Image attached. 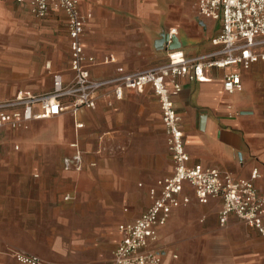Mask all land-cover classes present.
<instances>
[{
    "label": "crops",
    "instance_id": "0c3cea01",
    "mask_svg": "<svg viewBox=\"0 0 264 264\" xmlns=\"http://www.w3.org/2000/svg\"><path fill=\"white\" fill-rule=\"evenodd\" d=\"M196 2V12L175 21L164 0H79L81 13L91 14L86 19L82 38L87 55L97 60L90 66L92 77L108 79L118 75L119 68L131 73L166 63L171 43L163 45L161 40L172 28H177L174 37L181 42L178 49L188 56L219 49L212 39L222 24L199 15ZM10 5L27 8L36 16L31 10V0H0V72L8 77L23 76L22 80L1 83L0 98H10L20 90L52 91V81L43 79L52 73L47 71L49 67L59 70L53 75L60 73L64 82H70L74 72L69 33L66 37L70 56L66 64L60 62L56 42H47L35 31L3 20L2 14ZM53 14L64 16L67 26L63 11H50L42 18ZM106 56H114L116 61L104 63ZM205 73L211 80L181 79L183 89L173 98L182 118L190 163L229 170L237 178L250 177L257 167L260 177L256 187L264 193V60L250 68L231 65L206 69ZM228 73L241 76V90L230 93L224 89ZM31 75H40L42 79L28 84L25 76ZM107 89L110 88L101 90L94 110L80 108L75 119L61 114L53 119H34L27 126L15 129L21 131L31 124L35 127L51 123L54 127L49 129L50 145L65 150V157L75 153L71 144L76 140L83 150V168L79 171L64 168L63 161V168H54L53 176L46 168L0 170V180L15 178L10 174L16 170L23 174L20 178L23 182L31 174L40 193L50 194L48 199H34L37 232L44 211L48 212L49 219H57L64 225L67 220L80 221L76 231L69 229V233L48 241L40 233L29 234L36 242L46 243L44 249L38 244L28 245L32 249L29 254L40 260L44 258L53 264H109L122 239L120 225L139 218L151 204L150 187L174 172L160 105L152 88L147 86L143 92L125 90L121 100L114 93L105 95ZM101 112L114 122V135L102 140L107 150L113 147V168L106 164V159L98 162L90 159L93 154H104L102 144L101 148L94 149L90 141L92 129L98 124L95 115ZM78 115L85 125L80 129L76 127ZM7 130L15 131L3 128L0 134ZM59 190L64 199L71 196L65 199L74 200L71 205L59 202L61 197L56 194ZM111 193L122 194L123 199ZM183 193L190 197V202L174 208L167 223L158 227L157 238L148 240L147 247L160 254L161 264H264L261 234L236 216H231L226 226L219 225L221 197H210L207 203H200L188 182L184 183ZM257 235L262 243L251 245L250 239ZM9 244L10 240L0 235V252ZM0 264H5L3 255H0Z\"/></svg>",
    "mask_w": 264,
    "mask_h": 264
},
{
    "label": "built area",
    "instance_id": "2783aa9c",
    "mask_svg": "<svg viewBox=\"0 0 264 264\" xmlns=\"http://www.w3.org/2000/svg\"><path fill=\"white\" fill-rule=\"evenodd\" d=\"M196 4L199 15L221 22L220 32L212 39L219 49L199 56H188L178 48L170 49L168 61L164 64L131 73L119 68L118 75L98 80L92 77L90 71V66L97 60L87 55L82 38L86 19L91 14L84 16L81 13L79 0H31V10L38 17H45L50 11L66 14L74 77L66 83L62 74L55 73L50 92L20 90L10 98H0V130H15L27 126L34 119L59 116L69 106L75 113L83 107L95 108L104 88H110L105 95L114 93L115 98L121 100L125 90L143 92L150 86L160 105L174 172L150 187L151 204L139 218L120 225L122 239L109 264H161L160 254L147 247L148 240L157 238L158 227L167 223L174 208L190 202V197L183 193L185 182L194 188L200 203H207L210 197L222 198L220 225L226 226L231 216H236L264 237V193L256 187L259 169L255 167L250 177L237 178L229 170L191 164L181 127L182 118L173 99L183 89V78L205 82L211 80L205 73L206 69L231 65L250 68L264 60V0H197ZM167 34L166 44L169 45L177 34V28L170 29ZM115 61L114 56H106L103 60L104 63ZM224 89L230 93L241 90V76L226 74ZM64 96L72 98L69 106L64 104ZM83 126L84 123H77L78 129ZM71 146L75 153L64 158L63 166L82 170L83 150L79 141ZM70 198V195L65 197ZM13 255L21 263H41L36 256L20 250Z\"/></svg>",
    "mask_w": 264,
    "mask_h": 264
},
{
    "label": "rangeland",
    "instance_id": "374dc122",
    "mask_svg": "<svg viewBox=\"0 0 264 264\" xmlns=\"http://www.w3.org/2000/svg\"><path fill=\"white\" fill-rule=\"evenodd\" d=\"M164 1H167V5L171 8V18L175 19V21L182 16L188 18L190 12H196L195 0ZM7 9V12L2 14L4 17L3 20H5L6 23L11 25L14 24L19 28L22 27L24 29L33 30L39 34L41 39H45L47 42H56L57 52L61 57L60 62L68 64L70 52L68 48V39L66 37L68 32L63 18L64 16L53 14L49 18H38L29 12L27 8H18L16 5H10ZM47 71H51L52 73L47 78L43 77V79H46V81L51 80L53 85V73L59 70L49 67ZM33 72H36V70ZM71 77L70 80L73 79L72 75ZM22 79L23 76L8 77L0 72V84L4 82L11 83ZM41 79L42 77L40 75L25 76V80L28 84L39 82ZM71 101L72 98L70 96L63 97L64 104L69 106ZM89 110L94 109L89 108ZM62 115L75 119L74 115H76V113L72 106H69ZM53 118L54 117H52V119ZM95 118L98 120V124L95 125L96 128L92 129L93 137L90 141L94 149H99L101 148L102 140L105 136L114 135V122L109 121L102 112L95 115ZM78 123H81L79 115ZM52 127L54 126L51 123L38 124L35 127H32L31 124L30 127L25 130L3 131L0 134V170H2V168H46V171L53 176L55 173L54 168H63L62 161L66 152L61 147L54 148V146L50 145L51 137L49 129ZM102 148H104L102 150V152H104L103 155L93 154L90 156V159L96 162L106 159V164L109 165L110 168H113V159L115 156L113 147L107 150L102 144ZM10 175L15 176V178L0 180V235L10 240V244L0 252V255L5 257V264H26L19 262L14 257L13 254L16 250H23L29 254L32 253V249H30L28 245L35 246L36 244L44 249L46 247L44 241L55 239L59 235H64L66 232L69 233V229L76 231L80 221L67 220L66 225H64L57 219H49L48 212L44 211L42 220L39 221L41 228L37 232L34 224L36 220L33 215L35 209L34 199L39 197L48 199L50 194L44 192L40 193L38 186L35 185L36 178L31 174L27 177L25 182L20 179L23 174H19L17 170ZM138 187L142 188L139 182ZM60 192L59 190L56 193L57 197H61L59 202L65 205H71L74 200L66 201L63 196L60 195ZM111 195H116L121 199H123L124 196L115 193H111ZM44 209H46V206H44ZM220 226L224 227L222 225ZM34 233H40L46 239H43L44 241L41 242H36L34 239L28 237L29 234L33 235ZM256 237L257 238L250 239L251 245L262 243V238L258 235ZM17 244H22L24 247L22 248ZM40 264L53 263L43 258Z\"/></svg>",
    "mask_w": 264,
    "mask_h": 264
},
{
    "label": "water",
    "instance_id": "95a60500",
    "mask_svg": "<svg viewBox=\"0 0 264 264\" xmlns=\"http://www.w3.org/2000/svg\"><path fill=\"white\" fill-rule=\"evenodd\" d=\"M161 41H162V44L165 45L166 41H168V34H165V36H163ZM172 41L173 42L168 46L169 49H176V48L181 47V42L179 41L177 37L173 36Z\"/></svg>",
    "mask_w": 264,
    "mask_h": 264
}]
</instances>
